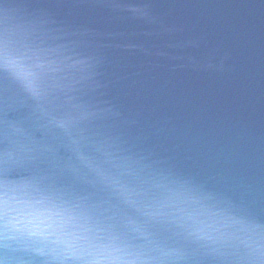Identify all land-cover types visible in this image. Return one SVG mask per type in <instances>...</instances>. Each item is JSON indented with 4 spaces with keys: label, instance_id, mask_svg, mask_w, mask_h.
Masks as SVG:
<instances>
[{
    "label": "water",
    "instance_id": "1",
    "mask_svg": "<svg viewBox=\"0 0 264 264\" xmlns=\"http://www.w3.org/2000/svg\"><path fill=\"white\" fill-rule=\"evenodd\" d=\"M55 1L63 9L72 0L66 6L63 0ZM156 1L168 21L162 35L157 36L155 29L147 38L145 26L140 31L144 39L139 42V31H133L135 22L129 20L120 35L113 33L107 38L115 46L120 40L121 46H129L128 58L120 62L112 59V49L101 60L93 56L89 62L82 52L88 36L72 40V49L65 55H52L57 69L53 73L54 102L86 110L82 134L118 142L117 152L126 157L121 163L131 162L133 170L139 171L151 189L162 196L164 204L178 214L203 222L214 235L264 234L263 0H242L235 8L231 4L227 12H218L214 18L209 9H216L217 0ZM0 2L4 3L6 17L0 20V29L7 26L21 33L19 6L10 0ZM253 4L252 18L225 22L230 14ZM67 12H61L55 24ZM105 25L103 19L92 20L89 36ZM104 41L100 35L95 38V43ZM159 44L163 45L160 49ZM134 58L136 62L125 66ZM65 63L67 69L61 67ZM75 65L82 77L93 78L82 79L70 73ZM0 85L9 89L2 95L5 101H0V160L12 130L18 132L10 163H0V184L11 187L7 192L0 188V261L31 264L35 255L28 245L12 239L13 227L35 212L32 220L38 228L57 207L56 214L51 215L54 230L60 224L58 213L68 200L64 199L66 188L70 196L104 194L84 185L73 190L63 175L58 182L59 174L31 167L38 153L32 149L27 155L23 153L27 140L51 148L62 142L47 129L52 138L42 136L36 140L33 129L17 121L14 114L21 105L17 94L20 84L0 71ZM13 96L15 108L10 105ZM8 104L7 115L4 110ZM69 157L70 153H55V167L60 173ZM52 176V186L56 187L51 195L47 191L50 187L44 185ZM237 177L247 180L258 197L248 196V192L242 195L243 184ZM227 178L237 183L239 193ZM29 179L31 184L25 185ZM33 194H38L40 206L32 204L19 213L17 208L30 203ZM161 238L169 244L174 239L170 233H161ZM180 244L189 251L191 264H213L212 258L205 255L206 249L182 241Z\"/></svg>",
    "mask_w": 264,
    "mask_h": 264
},
{
    "label": "clouds",
    "instance_id": "2",
    "mask_svg": "<svg viewBox=\"0 0 264 264\" xmlns=\"http://www.w3.org/2000/svg\"><path fill=\"white\" fill-rule=\"evenodd\" d=\"M140 8L145 16L151 14L148 6ZM136 9L130 7L129 11ZM0 31L5 40L14 38L21 48L39 46L37 37L7 26ZM45 60L53 63L47 55ZM23 62L28 69L34 68L33 60L25 57ZM0 71L20 84L43 119L44 128L72 153L61 169L69 186L75 190L84 185L104 194L72 195L63 203L58 215L60 224L72 221L67 232L59 225L58 230L38 229L34 220H22L13 227L12 239L25 243L35 254L31 264H191L181 241L206 249L205 255L213 264H264V234H212L203 222L192 221L166 206L131 162L121 163L126 157L119 152L106 154L101 141L83 135L86 110L54 102L53 75L29 84L11 67L0 66ZM11 148L6 144L0 163H10ZM161 233H170L174 239L165 243Z\"/></svg>",
    "mask_w": 264,
    "mask_h": 264
},
{
    "label": "snow or ice",
    "instance_id": "3",
    "mask_svg": "<svg viewBox=\"0 0 264 264\" xmlns=\"http://www.w3.org/2000/svg\"><path fill=\"white\" fill-rule=\"evenodd\" d=\"M25 57L34 61L33 69L26 67L23 62ZM5 65L11 67L18 78L28 81L29 84L37 79H46L57 71L52 63L45 60L44 50L38 45H26L21 48L14 38L5 40L3 32L0 31V66ZM71 223L70 219L64 220L59 227L67 232Z\"/></svg>",
    "mask_w": 264,
    "mask_h": 264
}]
</instances>
